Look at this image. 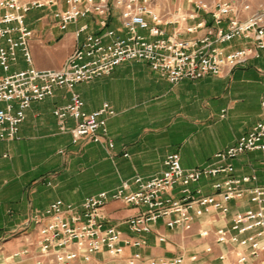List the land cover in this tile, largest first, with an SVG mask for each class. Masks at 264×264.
Segmentation results:
<instances>
[{
	"label": "crops",
	"instance_id": "obj_1",
	"mask_svg": "<svg viewBox=\"0 0 264 264\" xmlns=\"http://www.w3.org/2000/svg\"><path fill=\"white\" fill-rule=\"evenodd\" d=\"M55 1V6L31 10L26 16V24L32 31L29 41V50L31 47L34 51L32 65L38 70L60 69L87 33L104 31L99 28L100 17L96 15L80 18L59 29L53 13L64 10L65 5L63 0ZM108 2L111 14L107 28L126 36L120 11L113 8L115 0ZM167 8L171 12L172 9ZM180 9L189 11L191 8L187 5ZM200 19L209 21L207 15L199 13L196 20L186 25ZM84 25L87 30L77 36ZM184 27V24L179 25L181 29ZM165 30L171 34L175 27H165ZM203 33L201 30L197 35ZM56 42L60 52L52 54L48 43ZM237 44L233 43V47ZM20 64L27 68L19 55L18 68ZM72 92L81 98L85 114L98 111L104 104L114 112L106 119V135L101 143L86 138L73 141L70 130L75 121L66 118L60 122L52 114L54 108L69 103ZM263 97L264 49L258 52V57L249 58L243 65L225 70L219 76L183 79L175 84L144 62L127 61L107 76L79 83L72 90L57 89L51 97L31 103L18 127L17 139L0 141V264H34L30 258L14 259L11 255L23 246L25 236L32 230V216L54 201L79 205L102 192L112 193L122 183L127 184L126 192H133L136 186L132 179L138 176L148 180L160 175L164 171V159L171 154L179 156L184 170L214 166L217 152L233 146L262 119ZM98 134L102 135L101 131ZM106 139L112 143V148L105 145ZM232 164L236 176L256 178L244 188L264 187V153H245ZM210 186L211 181L203 179L190 188L199 189L201 195H210ZM178 190L174 188L170 192L175 199L180 198ZM225 205L226 215L208 208L200 218L193 220L190 230L169 229L163 220H158L151 225L149 233L136 235L128 231L124 222L142 209L109 201L103 208L107 223L121 232L122 239H139L142 245L139 248L124 246L115 259L105 254L97 259L108 260L109 264H129L138 256L134 264H149L150 259L183 256L182 264H220L218 257L224 252H229L232 259L230 247L215 243L214 232L219 228L229 229L234 215L256 210L257 206L249 201L247 194ZM204 230L208 236L199 237V231ZM160 236L165 239L162 243L158 241ZM209 244L212 249L205 252ZM201 251L197 260L195 252ZM191 257L195 260L191 261ZM247 264H264V253Z\"/></svg>",
	"mask_w": 264,
	"mask_h": 264
},
{
	"label": "built area",
	"instance_id": "obj_2",
	"mask_svg": "<svg viewBox=\"0 0 264 264\" xmlns=\"http://www.w3.org/2000/svg\"><path fill=\"white\" fill-rule=\"evenodd\" d=\"M65 9L56 10L53 17L59 29L90 15L100 17L98 26L103 33H87L82 42L67 57L58 70H38L32 65L29 41L32 31L26 24L27 14L34 9L56 5L55 0H0V141L17 139L19 125L25 118V110L31 103L40 102L53 95L57 89L72 88L83 82L109 75L117 66L127 61H140L157 72L171 84L180 80H197L205 76H219L225 70L243 65L249 58L258 57L264 49V1L252 6L248 0L228 2L222 0H184L190 10L176 8L166 15L154 7V0H115L113 8L120 11L121 26L126 37L108 29L111 14L108 0H63ZM208 16L209 21H194L198 14ZM184 24L183 29L179 28ZM165 27H175L168 34ZM81 26L76 35L85 32ZM202 35H197L199 31ZM145 32V34L139 33ZM189 36V37H188ZM107 40V42H106ZM238 42L237 47L233 43ZM21 56L26 69H19ZM11 68H15L9 73ZM260 106L264 111V97ZM83 102L74 92L69 103L52 110L63 122L75 121L70 130L73 141L86 138L101 143L106 135V119L113 116L111 108L104 104L98 111L85 114ZM64 130L63 127H61ZM101 131L102 135L98 132ZM105 145L112 148L106 139ZM259 151L264 153V113L251 130L241 136L233 146L215 155L216 164L208 168L184 170L177 154L168 155L163 162L164 171L148 180L135 176L133 192H126L127 184L112 193L102 192L85 199L79 205L64 204L57 200L41 213L33 215L32 230L24 238L23 246L11 258H30L34 264H109L97 259L107 255L118 258L124 246L141 247L139 239L121 238V232L107 222L103 208L109 201H119L127 207L141 208L136 216L124 224L132 234L142 235L151 231V225L163 220L169 229L190 230L193 220L200 218L208 208L228 213L225 205L230 200L241 199L247 194L257 206L234 215L229 229L214 232L215 243L230 247L229 252L218 257L220 264H247L264 253V187L253 186L254 176L235 175L232 162L239 156ZM211 182L212 194L201 195L199 189H191L201 179ZM178 188L180 198L170 192ZM206 238V230L199 231ZM160 243L165 239L158 237ZM211 248L205 249L210 252ZM129 261L134 264L135 259ZM191 261L195 257L190 258ZM149 264H182L183 256L150 259Z\"/></svg>",
	"mask_w": 264,
	"mask_h": 264
},
{
	"label": "rangeland",
	"instance_id": "obj_3",
	"mask_svg": "<svg viewBox=\"0 0 264 264\" xmlns=\"http://www.w3.org/2000/svg\"><path fill=\"white\" fill-rule=\"evenodd\" d=\"M210 1H213V0H210ZM222 1H228V2H234V3L236 2V0H222ZM248 1L252 4V6H257L258 4L262 3L264 0H248ZM154 7L156 9L160 8L161 10L163 8V11L160 10V14L166 15L168 13L167 12L168 11V8L167 7H170V9L174 10V8H176V7L177 8H181V7L182 8L183 7L186 8L187 7V4L184 2V0H154ZM172 10H171V14H173V11ZM186 12H188V11H184L183 10V12L178 13L177 16L181 17ZM31 16L32 15L29 14V18L28 19H30ZM122 37H126V36L125 35H122ZM48 45H49L48 46V50L52 54H57V53L60 52V47H59V44L57 42H56V44H54V43H48ZM30 51H31V54L34 57V51L32 50L31 47H30ZM46 64H48V63H46ZM14 69L15 68H11L10 71H9V73H12L14 71ZM19 69H25V66L23 64H20ZM0 74H2V73L0 72ZM3 107H4V105L3 104H0V109H3ZM201 180L203 181V179H201ZM206 180L212 182L214 179L209 178V179H206ZM38 213H41V212H36L35 214H38ZM193 239L196 240V241L197 240L200 241L199 237H196V236H193ZM190 242H192V240H190ZM209 245H210V248L212 249V245L211 244H209ZM202 253H203V251H201V252H195L196 256H198L197 257V260H199V258H200V256H201ZM1 262H2V259H1V255H0V263Z\"/></svg>",
	"mask_w": 264,
	"mask_h": 264
}]
</instances>
